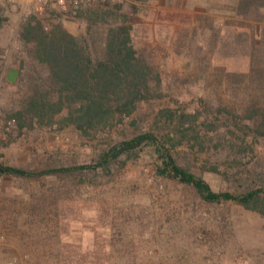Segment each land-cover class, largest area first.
Segmentation results:
<instances>
[{"label":"rangeland","instance_id":"rangeland-1","mask_svg":"<svg viewBox=\"0 0 264 264\" xmlns=\"http://www.w3.org/2000/svg\"><path fill=\"white\" fill-rule=\"evenodd\" d=\"M45 1L49 11L33 17L0 0V119L26 110L35 75L47 78L36 43L24 37L28 23L81 37L94 59L103 56L109 29L129 23L153 83L160 79L164 91L133 116L145 113L147 129L181 140L177 149L191 153L216 191L236 193L234 173L256 163L264 170V133H255L264 131V76L256 71L263 65L246 54V35L236 37L258 24L235 15L237 0H114L77 15H62ZM110 9L93 20V11ZM10 68L19 69L15 82L7 79ZM165 107L175 111L173 121L160 114ZM68 111L43 124L29 114L22 127L17 120L11 132L0 128V163L42 171L53 155L87 159L105 137L84 134L66 120ZM182 111L197 118L181 121ZM113 122L109 138L129 120ZM151 153L146 149L99 186L47 174L0 176V264H73L71 253L82 264L97 236L106 257L91 264H264V215L233 200L206 202L192 186L158 176Z\"/></svg>","mask_w":264,"mask_h":264},{"label":"trees","instance_id":"trees-1","mask_svg":"<svg viewBox=\"0 0 264 264\" xmlns=\"http://www.w3.org/2000/svg\"><path fill=\"white\" fill-rule=\"evenodd\" d=\"M235 6L236 16L258 24L253 30L240 31L236 37L240 39L241 35H246V54L252 58L257 56L263 67L256 71L259 79H263L260 75L264 76V0H237ZM138 8L137 3L129 5L131 13L136 14ZM111 13L110 9L93 11L91 15L94 20L95 16ZM130 28L129 23L110 28L103 56L94 59L87 51L84 40L70 31L54 28L49 32L39 22L27 24L24 37L36 43L37 64L43 65L41 71L47 73V78L35 75L34 97L26 110L15 114L20 126H23L26 115H32L34 121L43 124L53 121L67 107L66 120L84 134L92 133L105 138L95 144L87 159L62 162L53 155L50 159H54L45 162L47 167L42 171L0 163V176L37 179L47 174L62 182L77 180L86 186H99L108 183L128 162L139 159L149 149L158 176L192 186L206 202L233 200L264 215V170L261 165L256 163L240 173H234L233 179L238 187L236 193L216 191L205 179L203 169L194 165L191 153L177 149L176 144L181 140L176 143L169 134L164 139L159 129H147L145 113L133 116L141 104H153L163 99L164 91L160 79L158 84L153 83V68L135 48ZM41 86L45 91L41 90ZM160 114L165 115L167 121H173L176 115L170 107L161 108ZM118 117H127L129 122L120 135L109 138L113 132V120ZM190 117L197 118V115L185 111L179 114L181 121ZM208 124L210 128L215 125L213 121ZM255 133L263 134L264 131L256 130ZM211 170L217 171V168L212 167ZM99 243L97 236L94 247L84 253L83 263L91 264L97 258L104 263L105 244ZM68 258L73 264L81 263L76 254H68Z\"/></svg>","mask_w":264,"mask_h":264},{"label":"built area","instance_id":"built-area-1","mask_svg":"<svg viewBox=\"0 0 264 264\" xmlns=\"http://www.w3.org/2000/svg\"><path fill=\"white\" fill-rule=\"evenodd\" d=\"M14 10L21 14L28 13L31 16H41L47 13L48 4L45 0H8ZM114 0H53L51 3L62 15H77L86 9L96 8L106 5ZM16 117L0 119V128L6 132H11L17 123ZM35 264V263H31Z\"/></svg>","mask_w":264,"mask_h":264},{"label":"water","instance_id":"water-1","mask_svg":"<svg viewBox=\"0 0 264 264\" xmlns=\"http://www.w3.org/2000/svg\"><path fill=\"white\" fill-rule=\"evenodd\" d=\"M19 74V69L17 68H10L7 73V79L10 82H15Z\"/></svg>","mask_w":264,"mask_h":264}]
</instances>
